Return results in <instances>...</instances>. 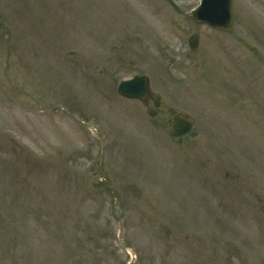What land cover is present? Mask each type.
I'll list each match as a JSON object with an SVG mask.
<instances>
[{"label":"rangeland","instance_id":"obj_1","mask_svg":"<svg viewBox=\"0 0 264 264\" xmlns=\"http://www.w3.org/2000/svg\"><path fill=\"white\" fill-rule=\"evenodd\" d=\"M233 1L220 32L190 16L199 0H0V206L36 209H12L32 242L10 234L20 264H197L200 241L226 227L261 254L259 205L241 195L264 187V0ZM219 66L250 82L256 131L224 127ZM136 73L162 96L154 118L117 91ZM180 109L218 113L175 139ZM230 159L251 165L247 179Z\"/></svg>","mask_w":264,"mask_h":264},{"label":"flooded vegetation","instance_id":"obj_2","mask_svg":"<svg viewBox=\"0 0 264 264\" xmlns=\"http://www.w3.org/2000/svg\"><path fill=\"white\" fill-rule=\"evenodd\" d=\"M232 31L230 29L228 32ZM243 42V41H241ZM244 44V43H242ZM201 47V44L199 45ZM253 52L257 57H260V53L257 51V49H253ZM231 65V62H229ZM196 65H193L191 69V73H193V80L196 79L195 70ZM223 67V66H222ZM219 66L220 72H223V68ZM187 76L184 75V83H187ZM219 80V78L214 77V81ZM224 80L225 82H217L218 89H216L217 99L220 101V108L219 110L227 109L229 112H221V115L225 117V121L227 126H224L228 130H230V135H236L238 131L244 130L245 125H249L255 128V125H252L251 123H259L260 120L257 119L254 116H258L259 114H252L251 109V100L249 98L250 93L252 91L250 82L247 80H243L241 84H238L236 87L235 79H234V68L227 66L226 71H224ZM244 82V83H243ZM246 84L249 86L247 87ZM214 95V93L212 94ZM157 94H153L152 91L149 92L148 97L144 100L145 103H153L156 100ZM256 101V100H255ZM163 106L162 98L159 99V108H157V111H159ZM208 109V108H207ZM207 109L203 110L205 114H202L203 118L206 119V121L212 122L214 119V115H216L218 112L215 109H209V112H207ZM261 109V108H260ZM264 109V108H263ZM262 115V114H261ZM224 120V118H222ZM214 122V121H213ZM251 122V123H250ZM237 124L241 125L239 127ZM231 128V129H230ZM253 129V128H252ZM254 130V129H253ZM256 131V130H254ZM203 132V131H202ZM239 154V153H238ZM245 155V153H240ZM250 155H246L244 157H241V159H250ZM231 161V159H230ZM231 169L233 170L232 174L233 177H236L235 179H238L241 175H246V179L248 177L249 171L248 167L251 165H246L242 168H239L236 165L235 161H231ZM245 179V180H246ZM251 181L249 180L247 182L248 187L251 188ZM261 186V185H260ZM257 187V192L252 191L250 194H242L241 199L243 200H250L253 205H259V210H254V220L257 223L264 224V187ZM15 199V198H12ZM12 199H8L4 205L5 207L0 208V264H7L8 262H11V264H20V256L17 252L13 251L11 248L12 246H16V240L12 241L10 238L11 233L16 234V238H18L19 235V226H21V220L24 219V216H19V213L13 210H16L18 207H22L23 213L24 208H27L28 211H34L32 209L30 204H25L24 202H19L17 205L13 208V206L10 207V202ZM17 200V199H16ZM254 205V207H255ZM257 205V206H258ZM36 207V206H35ZM13 209V210H12ZM36 210V209H35ZM25 221V219H24ZM231 232L234 233V231L229 230V228H225L224 231L218 232L215 234L213 233L212 237H215L214 241H200V246L197 250H199L201 253L198 252V258L196 259L197 264H264V248L261 249V254H259L258 257L255 256L256 249L250 248L249 243H247L248 238H244V242H240L238 239L234 241V239L229 240L228 238L231 237ZM244 233V232H243ZM248 231H245L243 237L250 236L248 235ZM219 236H220V242H219ZM207 246L213 247L212 251L209 252V250L206 248ZM253 251V253H252ZM231 255H236V257H230ZM252 256V257H251Z\"/></svg>","mask_w":264,"mask_h":264},{"label":"water","instance_id":"obj_3","mask_svg":"<svg viewBox=\"0 0 264 264\" xmlns=\"http://www.w3.org/2000/svg\"><path fill=\"white\" fill-rule=\"evenodd\" d=\"M192 16L217 28L228 29L232 21V1L231 0H204L203 4L195 11ZM197 40H191V45L196 46ZM149 81L145 75H136L133 78L125 79L119 84V91L127 97L147 96ZM151 116H154L153 111H149ZM192 126V121L183 118L179 114L172 117V134L180 136L189 132Z\"/></svg>","mask_w":264,"mask_h":264}]
</instances>
